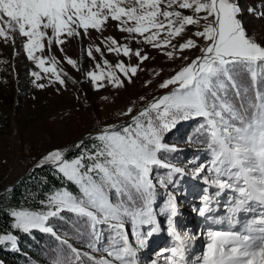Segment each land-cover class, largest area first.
Listing matches in <instances>:
<instances>
[{"label": "snow or ice", "instance_id": "obj_1", "mask_svg": "<svg viewBox=\"0 0 264 264\" xmlns=\"http://www.w3.org/2000/svg\"><path fill=\"white\" fill-rule=\"evenodd\" d=\"M240 14L233 0H0V38L14 42L17 33L26 38L28 58L62 86L67 73L57 68L56 57L34 53L44 51L45 40L51 52L54 44L86 37L90 30L101 32L109 21L117 22L118 30L136 43L160 50L171 47L164 54L186 62L159 83L165 90L161 95L139 109L133 102L119 114L125 118L122 122L104 124L75 143L74 155L61 148L43 154L32 174L47 169L59 185L49 186L44 177L38 181L37 195L29 192L20 205L0 206V216L9 218V230L0 233V246L19 251L18 234L39 231L60 241L52 264H138L139 251L162 230L154 208L157 185L175 186L174 177L184 174L183 168L168 161L166 154L177 149L165 138L191 119L200 121L197 131L209 157L195 167L193 178L216 189L209 194L204 188L201 206L193 210L212 220L208 214L219 205L218 198L230 193L228 229L209 228L204 251L190 258L196 237L177 230L179 206L176 195L169 192L159 215L166 216L173 243L160 255L165 264H264V45L247 34ZM257 16L264 17V12ZM189 29L191 36L183 43H173ZM103 43L109 53L134 56L138 63L97 62L86 73L93 87L120 89L132 83L149 59L147 53L111 36ZM191 50L200 55H183ZM94 52L104 55L100 46H90L86 54L95 60ZM66 62L77 67L71 58ZM31 74L43 79L40 72ZM159 170H167L166 177L161 178ZM242 213L247 219L237 227ZM57 222L71 225L80 247L58 234Z\"/></svg>", "mask_w": 264, "mask_h": 264}, {"label": "rangeland", "instance_id": "obj_2", "mask_svg": "<svg viewBox=\"0 0 264 264\" xmlns=\"http://www.w3.org/2000/svg\"><path fill=\"white\" fill-rule=\"evenodd\" d=\"M233 2L238 3L241 8L239 18L242 19L247 34L264 45V17L257 16L258 13L264 12V0H233ZM109 36L114 37L120 44H127L133 50L142 49V54L147 53L149 59L140 65V70L132 78V83H126L125 87L120 89L107 85L97 90L86 75L87 72L94 70L97 62L102 63V60L106 59L111 64L119 60L130 65L138 63L134 56L124 57L114 52L109 53L106 44L103 43L104 38ZM189 36H191V29L183 38H177L173 43L178 46ZM25 39L18 33L14 42L11 40L5 42L3 38H0V118L4 123V125L0 124V191L13 188L11 186L19 178L32 172L37 160L48 151L56 148L69 150L73 144L86 139L89 133L96 132L104 124L122 122L125 119L119 115L122 111L133 102L139 109L154 96L161 95L165 90L159 88V83L174 75L186 63L182 59H169L164 54L165 51H172L171 47L160 50L150 45L136 43L128 33L118 30L117 22L109 21L101 32L90 30V34L86 37L69 38L66 43L59 46L54 44L51 52L45 40L44 51L34 53L36 56L56 57L59 61L57 68L67 73V76L62 77L65 80L62 86L54 81V77L44 74L28 58L24 48ZM137 39L140 38L137 37ZM90 46L93 49L100 46L104 53L103 57L100 53L94 52L96 59L89 58L86 51ZM60 48H63V52L59 50ZM175 55L179 56L180 53ZM183 55L195 58L200 55V52L185 51ZM66 58L75 60L77 67L74 68L68 64ZM45 66L50 65L46 63ZM25 67L28 71L27 88L23 79ZM32 72H40L43 79L36 80ZM149 81L151 83H148ZM37 84H44L45 87L39 88ZM142 96L146 98L143 101L140 100ZM193 125L194 121H182L177 125L176 133L173 135L174 131H172L165 138V142L170 146L186 149L190 153L175 164L176 167L184 169L183 175L177 174L174 177L177 182L175 186L169 185L165 189L157 185V191L162 193L161 199L156 198L154 208L162 230L149 239L146 248L139 251L140 264H152L153 261H156V264H165L160 252L172 246L173 241L167 233V218L159 215V208L163 207L169 192L177 197L180 215L175 218V226L181 234L187 232L190 236L199 235L198 228L212 226L216 214L221 216L219 219L222 218L227 223L230 193L218 198L219 205H214L215 210L208 214L212 216V220L199 216L193 210L201 206L200 197L204 194V188L209 189V194H214L216 191L215 188L205 184L202 178H193L195 167L199 163H207L209 159L204 150L205 145H199L185 135ZM191 151L195 152L191 153ZM76 152L77 149L73 147L69 150V155ZM32 175L31 173L27 177ZM159 175L164 178L163 175ZM24 178L26 176L21 180ZM223 198L226 200L223 201ZM246 219L245 214H240L239 226H242ZM142 230L147 231V228ZM205 231L204 235L207 233V230ZM199 242L200 240L196 246L194 242H191V249L196 248L201 254L207 240ZM189 256L194 259L196 254H191L190 251Z\"/></svg>", "mask_w": 264, "mask_h": 264}, {"label": "trees", "instance_id": "obj_3", "mask_svg": "<svg viewBox=\"0 0 264 264\" xmlns=\"http://www.w3.org/2000/svg\"><path fill=\"white\" fill-rule=\"evenodd\" d=\"M23 75L24 85L27 88L28 71L26 67ZM189 121H194V125L192 128H189L188 132L185 133L186 137L190 140H194L199 145H203V136L197 131L200 121L191 119ZM0 124L4 125L1 118ZM175 129L172 130L174 131L173 135L176 133ZM176 149L177 151L166 154L170 163H177L180 159L190 153V151L186 149L179 147H176ZM194 152L195 151H191V153ZM74 154L75 153L72 155ZM159 174L166 177L167 170H159ZM44 177H48L49 186L59 185V182L52 178L49 170H37L34 175L24 178L17 186L0 195V206L6 207L9 205H20L25 200V197L29 194V192H31L33 196L37 195L39 191L38 181ZM161 193L162 192L157 191L158 199H161ZM30 205L31 201H29L28 206ZM57 223L59 225L57 228L59 235L63 238L69 239V242L73 243L74 246L80 247V241L74 235V230L71 225L61 222ZM8 224L9 218L0 216V233L9 230ZM18 235L20 237L18 241L19 251L10 250V246H0V264H52L53 257L60 251V241L56 240L51 235L44 234L39 231H34L31 235L23 233H19Z\"/></svg>", "mask_w": 264, "mask_h": 264}, {"label": "water", "instance_id": "obj_4", "mask_svg": "<svg viewBox=\"0 0 264 264\" xmlns=\"http://www.w3.org/2000/svg\"><path fill=\"white\" fill-rule=\"evenodd\" d=\"M73 145H74V144H73ZM73 145L69 148V150H70L71 148H73ZM69 150H68V151H69ZM31 173H32V172L28 173V174L25 175V176L27 177V176H29ZM25 176H23V177H25ZM23 177L19 178V180H18L14 185H12L11 187L16 186V185L19 183V181H20ZM6 191H7V188L4 189V190H2V191H0V195H2L3 193H5Z\"/></svg>", "mask_w": 264, "mask_h": 264}, {"label": "bare ground", "instance_id": "obj_5", "mask_svg": "<svg viewBox=\"0 0 264 264\" xmlns=\"http://www.w3.org/2000/svg\"><path fill=\"white\" fill-rule=\"evenodd\" d=\"M222 200L224 201V200H226V199H225V198H223ZM200 229H201V228H200ZM193 236H197V237H198L199 235H197V234H194ZM198 238H199V240H200V241H202V240H203V239H202V238H203V235H201V237H198ZM196 240H197V238H196ZM196 240H193V241H196ZM192 252H196V250H195V249H193V250H192ZM196 254H197V253H196Z\"/></svg>", "mask_w": 264, "mask_h": 264}]
</instances>
